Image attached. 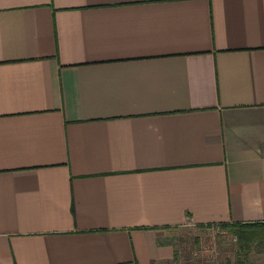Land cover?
<instances>
[{
	"label": "crops",
	"instance_id": "crops-1",
	"mask_svg": "<svg viewBox=\"0 0 264 264\" xmlns=\"http://www.w3.org/2000/svg\"><path fill=\"white\" fill-rule=\"evenodd\" d=\"M264 221V0H0V264H168V227Z\"/></svg>",
	"mask_w": 264,
	"mask_h": 264
},
{
	"label": "rangeland",
	"instance_id": "rangeland-1",
	"mask_svg": "<svg viewBox=\"0 0 264 264\" xmlns=\"http://www.w3.org/2000/svg\"><path fill=\"white\" fill-rule=\"evenodd\" d=\"M243 230L256 234L255 239L236 237L228 227L217 224L202 227L187 224L171 227L167 233L176 238L199 235L194 252L203 258L204 264H264V227L247 226L241 230L245 233Z\"/></svg>",
	"mask_w": 264,
	"mask_h": 264
},
{
	"label": "trees",
	"instance_id": "trees-1",
	"mask_svg": "<svg viewBox=\"0 0 264 264\" xmlns=\"http://www.w3.org/2000/svg\"><path fill=\"white\" fill-rule=\"evenodd\" d=\"M211 225V224H209ZM207 225V226H209ZM223 227H228V229L236 236L242 239H255L256 234L249 233L248 230H241L243 227L247 226H262L264 227V221L259 222H251V223H220ZM195 226H206V225H195ZM171 227H168L169 230ZM240 230L241 233L238 231ZM199 235L191 234V235H183L180 237H172L168 233L157 241L159 244H170L173 247V253L168 264H204L203 258L200 255H197L194 250L196 246L199 244Z\"/></svg>",
	"mask_w": 264,
	"mask_h": 264
}]
</instances>
